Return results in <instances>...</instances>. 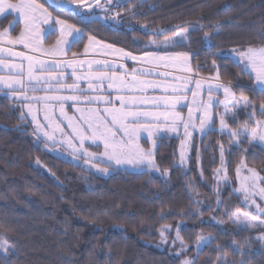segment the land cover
<instances>
[{
	"label": "trees",
	"instance_id": "trees-1",
	"mask_svg": "<svg viewBox=\"0 0 264 264\" xmlns=\"http://www.w3.org/2000/svg\"><path fill=\"white\" fill-rule=\"evenodd\" d=\"M38 2L55 16L84 27L87 34L135 54H142L154 29L203 25L192 33L191 47L199 52L194 65H203L207 59L200 68L206 74L214 70L207 46L201 43L204 31L219 30L215 43L221 49L264 44V0H130L118 8L125 11V21L117 25L98 17L81 24L79 17L61 12L49 0ZM129 7L132 12L127 11ZM13 19L9 14L0 24L5 27ZM87 43L85 35L70 53H82ZM221 72L223 81L231 80L238 94L249 96L255 104L264 100L254 82L239 74L234 61L225 62ZM19 114L13 99L0 95V234L16 243L11 264H181L185 258L212 264L217 245L229 252V264H240L241 259L244 264H264V241L256 238L261 230L240 233L223 207L215 210L214 178L223 144L229 181L220 183L221 198L229 210L241 207L264 219L254 206L248 209L242 197L232 195L233 188L239 187L235 168L242 157L264 176V144L247 140L234 144L217 129L195 138L190 163L184 166L179 164L181 138L164 137L156 160L161 172H170L169 177L154 170H117L106 178L44 149L42 143L38 147L34 125L29 119L20 121ZM245 120L241 112L230 126L238 128ZM181 223L189 250L178 256L179 241L175 245L172 241ZM165 224L173 226L166 233L167 242L158 231ZM209 233L215 239L197 256L196 235ZM232 239L251 241L243 257L233 250Z\"/></svg>",
	"mask_w": 264,
	"mask_h": 264
},
{
	"label": "snow or ice",
	"instance_id": "snow-or-ice-1",
	"mask_svg": "<svg viewBox=\"0 0 264 264\" xmlns=\"http://www.w3.org/2000/svg\"><path fill=\"white\" fill-rule=\"evenodd\" d=\"M126 3H130V0H53L56 9L79 17L81 24L93 22L96 15L95 11L85 13L84 9L98 8L106 14L105 18L111 12V18L116 20L121 13L114 9H123ZM127 11L132 12L133 7H129ZM9 14H18L19 20L14 16L9 27L0 30V44L9 46L0 47V71L8 69L6 74L0 75V93L12 98L19 106L20 121L31 117L29 122L34 125L33 135L38 147L41 143L44 149L52 150L67 146L71 150L69 155L76 161L82 159L88 170L95 169L98 173L111 175L119 169L127 171L129 168L161 172L156 160L157 141L163 139L166 133L179 135L181 128L184 138L181 140L179 156L180 164H185L193 133L198 132L203 137L216 132L217 119L219 132L226 133L232 143L240 144L247 140L249 144H264V119L256 118L257 113L264 116V100L257 107L242 93L237 96L231 80L225 83L221 72L225 62L234 61L240 68L239 74L247 75L259 92L264 94V44H248L245 47L237 46L224 50L215 43L220 35L219 30L204 31L201 43L207 46V56L212 57L214 74L197 78L203 65L199 62L195 66L192 64L199 52L192 49L191 39L192 33L201 30L203 25L189 28L177 24L173 28L154 29L151 32L153 38L145 45L142 55L137 56L123 48H116L98 40L95 35L87 34L84 27L69 23L68 19L53 16L38 0H0V17ZM17 22L22 23L23 27L19 35L13 36L11 30L15 29ZM42 25H47L48 28L42 29ZM45 31L48 34H57L54 44L48 48L43 46L42 33ZM144 31L148 34L146 26ZM169 32L172 34L168 35ZM85 35L88 43L84 45L83 54L87 55L92 51L105 56L118 55L148 67H133L129 71L124 64L117 65L107 59H78L77 53H72L71 60L47 61L25 52L13 51L12 47L19 44L32 53L66 56L72 47L83 41ZM5 57H18L20 63H14ZM217 60L222 63L218 64ZM204 64H207V59ZM85 65L87 70L78 73L77 69H83ZM69 68L72 69L70 74L67 73ZM159 68L174 69L185 75H173L172 72L164 71L155 72V75L161 77L159 80L147 79L153 75L154 69ZM169 77L172 78L171 81ZM69 79L72 80L71 83H68ZM81 81H87V89L81 87ZM193 84L194 87H191ZM149 89L161 90L162 94L149 96ZM109 90L118 93L114 99L112 91ZM102 91L107 92V95H101ZM64 92L71 94H61ZM221 93L223 99L220 98ZM68 101L73 105H84L76 107L79 116H67L65 105ZM101 103L107 106L100 108ZM93 104L97 106L92 107ZM221 107L222 112L219 111ZM184 108H187L186 116L182 111ZM57 109L60 115L68 120L70 133H65L61 126L63 121L57 119ZM41 112L42 121L39 118ZM241 112L245 114L246 120L238 128L230 127L228 120L231 119L235 123ZM249 121L252 123L249 124ZM57 133L60 134L59 139ZM142 139L145 143L150 142V147H144ZM86 141L90 144L86 145ZM91 146H95L97 150H89ZM219 147L220 167L214 170L215 210L221 211L223 207L224 215L240 233L260 229L256 238L264 241V220L241 207L229 210L221 198L220 183L229 181V177L224 145L220 144ZM167 173V169L161 172L162 175ZM235 177L239 187L233 188L232 195L242 197V204L246 208L251 209L254 206L257 213L264 214V206L257 203V198L264 201V176H261L256 168L249 167L242 157L235 168ZM212 219L215 220L216 217ZM172 227L165 224L158 229L162 241L167 242L166 233H170ZM182 227V223L176 225L175 239L172 241L173 245L179 241L178 256L189 250L188 244L181 236ZM214 239L211 233L197 234L194 241L196 255L198 256L203 248L210 246ZM250 243L249 239H245L243 243L231 240L233 250L242 257L245 254V246ZM15 248V241L0 234V264H11L10 255ZM228 256L229 252L217 245L216 257L212 264H229ZM181 264H195V261L185 258L181 260ZM240 264H244L243 259Z\"/></svg>",
	"mask_w": 264,
	"mask_h": 264
},
{
	"label": "rangeland",
	"instance_id": "rangeland-1",
	"mask_svg": "<svg viewBox=\"0 0 264 264\" xmlns=\"http://www.w3.org/2000/svg\"><path fill=\"white\" fill-rule=\"evenodd\" d=\"M52 4H53V0H49ZM13 2H15V1H13ZM102 2H103V0H102ZM54 5V4H53ZM45 6V5H44ZM45 7H47V6H45ZM48 8V7H47ZM49 10V9H48ZM50 11V10H49ZM85 13H87V12H91V11H95V13H96V15H95V17H98V18H102V19H104V20H106V21H111L113 24H115V25H117V24H119V23H123L124 21H125V11H123V10H119L118 8H116V9H114V11H116V12H120L121 13V15L119 16V17H117L116 18V20H113L111 17H112V13L110 12V13H108L107 14V18H105V16H106V14L102 11V10H100V9H98V8H95V9H84L83 10ZM51 12V11H50ZM12 15H14L15 17H16V20L18 21L19 20V17H18V14H12ZM5 16H7V15H5ZM5 16H2V17H0V21H1V19L2 18H4ZM53 16H55L54 14H53ZM13 22V21H12ZM12 22H10L8 25H6L5 27H2L1 26V24H0V30H4L5 28H8L9 27V25L12 23ZM70 23V22H69ZM23 27V25H22V23H19V22H17L16 23V25H15V29L14 30H11V35H13V36H17V35H19V32H20V30H21V28ZM189 28H191L192 26H188ZM48 28V26L47 25H42V29H47ZM56 35L57 34H48L46 31L45 32H43L42 33V40H43V46L45 47V48H48V47H50L52 44H54V42H55V39H56ZM171 35V34H170ZM161 39H162V37H161ZM0 47H9L8 45H3V44H0ZM13 47V51H17V52H25L26 54H29V55H35V56H38L40 59H44V60H47V61H52V60H65V59H67V60H71V59H73V56H72V54L70 53V51H68L67 52V55L66 56H64V55H57V56H45V55H42V54H40V53H32V52H30L28 49H25L24 47H23V45H15V46H12ZM232 48V47H231ZM231 48H226V49H224V50H228V49H231ZM133 54H135V53H133ZM140 55H142V54H140ZM139 54H137V56H140ZM6 59H10L12 62H14V63H20V59L18 58V57H16V58H14V57H5ZM77 58L78 59H83V60H87V59H107V60H109V61H114L110 56H105V55H100V54H97V53H91V51L87 54V55H85V54H83V52L82 53H80V54H78V56H77ZM117 65H119V64H124L127 68H128V70L129 71H131V69L133 68V67H136V68H147L148 66L147 65H144V64H141L140 62H138V61H133V63H131V64H129L127 61H125V62H117V61H114ZM26 63V62H25ZM192 64H193V61H192ZM204 65V64H203ZM193 66H195L194 64H193ZM87 70V65H85L84 66V68L83 69H80V68H78L77 69V72L79 73V72H81V71H86ZM71 71H72V69L71 68H69V69H67V73H71ZM164 71H169V72H172V74L173 75H185L184 73H179V72H176L174 69H164V68H159V69H154L153 70V75H151V76H155V77H159V76H157V75H155V72H164ZM8 72V69H4V70H2V71H0V75H3V74H6ZM211 75H213V74H206V73H203L202 72V70L201 69H199V76L197 77V78H200V77H210ZM159 78H161V77H159ZM170 81H171V77H169L168 78ZM157 80H159V79H157ZM72 82V80L71 79H69L68 80V83H71ZM174 82V81H173ZM225 83H227V82H225ZM232 86H233V84H232ZM81 87L82 88H84V89H87V81H81ZM105 88L107 87L106 85L104 86ZM191 87H194V84L193 85H191ZM109 91H112V96H113V99L115 98V95H117L118 93H116V91L115 90H109ZM233 91L237 94V96H239L240 94H238L237 93V91H236V89L234 88V86H233ZM40 95H43V93H39ZM61 94H63V95H69V94H71L70 92H64V93H61ZM89 94H94V93H89ZM101 95H107V92H104V91H102L101 93H100ZM162 94V92H161V90H155V91H153V90H151V89H149L148 90V92H147V95H149V96H156V95H161ZM0 95H3V96H7V95H5L4 93H0ZM245 96H247V95H245ZM250 100H251V98L249 97V96H247ZM220 98L221 99H223V95H222V93H221V95H220ZM189 99H191V94L189 93ZM204 99L206 100L207 99V94L205 93L204 94ZM252 101V100H251ZM253 102V101H252ZM118 103V102H117ZM256 105H257V107L259 106V104H257L256 103ZM97 105L96 104H93L92 105V107H96ZM107 105H104V104H99V107L100 108H103V107H106ZM76 107H84V105L83 104H80V105H73L72 104V102L71 101H68L67 103H66V105H65V111H66V113H67V116H69V117H75V116H79L80 114L79 113H77V111H76ZM26 111V110H25ZM182 111L184 112V114H185V116L187 115V108H184V109H182ZM219 111H223V108L221 107L220 109H219ZM55 115H56V117H57V119H59V120H61V121H63V123H62V127L64 128V131H65V133H70L71 132V129L70 128H68L67 127V124H68V120L67 119H65L64 117H62L61 115H60V113H59V110L57 109L56 110V113H55ZM40 119H41V121L43 120V113L41 112L40 113V117H39ZM257 119H264V116H261L259 113H257V117H256ZM29 120H31V117H29L28 118ZM230 120L231 119H229L228 120V123H229V125H230ZM231 127V126H230ZM216 128L217 129H219V120L217 119L216 120ZM146 135V134H145ZM201 136L198 132H194L193 133V136H192V138H191V140H190V142H189V145H188V151H187V153H186V155H187V160H186V163L185 164H183L184 166H188L189 165V163H190V157H191V153H192V148H193V143H194V140H195V138L197 137V136ZM164 137H180L181 138V140L184 138L183 137V129L181 128L180 129V132H179V135H177L176 133H166V134H164ZM57 138L59 139L60 138V134L59 133H57ZM86 143V145H88V144H90V142H88V141H86L85 142ZM141 143L144 145V147H150V142L149 143H145V141L142 139L141 140ZM157 144H158V146H159V140L157 141ZM157 149H158V147H157ZM157 149H156V152H157ZM49 150H51L52 152H54L55 154H57L58 156H60V157H62V158H64V159H66V160H68V161H71V162H73V163H75V164H80V165H83V166H85L87 169H88V167L86 166V165H84V162H83V160L81 159V160H79V161H76V160H74L73 159V157L71 156V155H69V152L71 151L69 148H67V146H64V147H58L57 149H55V150H52V149H49ZM89 150H91V151H96L97 149L95 148V146H91L90 147V149ZM100 150H102V148L100 149ZM179 164H180V160H179ZM181 165V164H180ZM119 170H123V169H119ZM91 172H93V173H95V174H97V175H99V176H102V177H110L111 175H104V174H101V173H98V172H96L95 171V169H92V170H90ZM128 171H133V172H135V171H140L139 169H131V168H129V170ZM167 177H169L170 176V172L168 171V173H167V175H166ZM257 203H259V198H257ZM260 204H262V203H260ZM264 206V205H263ZM259 219H261V218H259ZM261 220H264V219H261Z\"/></svg>",
	"mask_w": 264,
	"mask_h": 264
},
{
	"label": "crops",
	"instance_id": "crops-1",
	"mask_svg": "<svg viewBox=\"0 0 264 264\" xmlns=\"http://www.w3.org/2000/svg\"><path fill=\"white\" fill-rule=\"evenodd\" d=\"M98 39V38H97ZM98 40H100V39H98ZM102 41V40H101ZM104 42V41H103ZM104 43H106V44H109V43H107V42H104ZM115 46V45H114ZM116 48H120V47H117V46H115ZM125 50V49H124ZM125 51H127V50H125ZM91 53H95V52H92L91 51ZM133 55H137V54H133ZM140 55V54H139ZM108 56H110L114 61H117V62H125V61H127L129 64H131V63H133V61L132 60H130V59H127V58H121V57H119L118 55H108ZM122 71V70H121ZM147 79H155V80H157V79H161V78H159V77H155V76H148L147 77Z\"/></svg>",
	"mask_w": 264,
	"mask_h": 264
}]
</instances>
